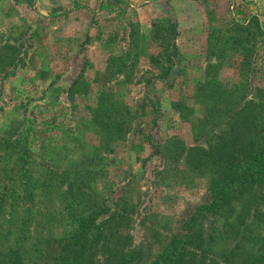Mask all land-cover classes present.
I'll list each match as a JSON object with an SVG mask.
<instances>
[{"label":"rangeland","instance_id":"1","mask_svg":"<svg viewBox=\"0 0 264 264\" xmlns=\"http://www.w3.org/2000/svg\"><path fill=\"white\" fill-rule=\"evenodd\" d=\"M249 85L264 90V0H0V264H51L102 204L109 242L87 264L134 247L129 264H153L211 202L208 148ZM255 190L197 215L187 264H257Z\"/></svg>","mask_w":264,"mask_h":264},{"label":"trees","instance_id":"2","mask_svg":"<svg viewBox=\"0 0 264 264\" xmlns=\"http://www.w3.org/2000/svg\"><path fill=\"white\" fill-rule=\"evenodd\" d=\"M169 25L173 30L176 29V22L169 19ZM233 45L238 48L244 44L239 38L233 39ZM172 48H175L172 45ZM257 52V50H256ZM177 54L176 49L173 50ZM248 61V57L241 58ZM241 90V89H240ZM240 90L235 92L236 98H241ZM242 100L237 105L236 115L238 114L237 125H240L236 131L233 128L234 135L229 143L220 142V146L215 150L209 149L210 158L218 164V177L211 181L210 197L211 202L208 206L202 205L196 208L194 213L200 214H217L221 207L223 199L230 194L228 200L239 195L244 189H256L257 197L254 205L255 211L264 203V90L256 86H246L243 90ZM233 93V91H231ZM245 113L244 115H242ZM21 159L26 161L24 149L18 151ZM104 204L98 205L75 218L76 228L72 234L67 246L62 252L55 257L51 264H87L93 248L98 252L102 251L109 242L107 233L99 231L100 224L110 223L112 216L105 217L100 215L99 210L104 208ZM112 207V203L109 206ZM254 211V212H255ZM206 212V213H204ZM193 214L184 223L179 235L172 238L170 243L165 247L160 256L153 264H187L194 257L189 254L187 246L190 244L194 225L198 216ZM248 219L254 220L257 215H249ZM101 221V222H100ZM243 236V230L239 233V238ZM264 244V234L260 238V245ZM137 248H131L117 264H129L133 253ZM11 258V257H10ZM257 264L264 262V249L258 252L255 259ZM13 264V263H10Z\"/></svg>","mask_w":264,"mask_h":264}]
</instances>
